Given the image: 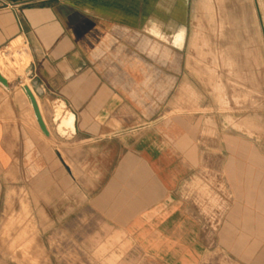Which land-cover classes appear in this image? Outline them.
Instances as JSON below:
<instances>
[{"label":"crops","instance_id":"1","mask_svg":"<svg viewBox=\"0 0 264 264\" xmlns=\"http://www.w3.org/2000/svg\"><path fill=\"white\" fill-rule=\"evenodd\" d=\"M188 15L189 0H0V218L15 178L29 185L36 175L40 198L53 175L48 227L70 260L88 264L94 244L117 243L124 264H203L225 245L236 264H264V175L246 172L261 169L244 141L233 145L242 199L232 204L251 195L242 210L252 218L207 222L186 194L205 161L199 130L170 117Z\"/></svg>","mask_w":264,"mask_h":264},{"label":"rangeland","instance_id":"2","mask_svg":"<svg viewBox=\"0 0 264 264\" xmlns=\"http://www.w3.org/2000/svg\"><path fill=\"white\" fill-rule=\"evenodd\" d=\"M181 57L170 117H187L199 130L198 140L205 151V161L191 174L199 176L188 183L187 197L192 206L201 207L207 222L252 218V211L242 210L253 205L251 195L243 196L242 208L232 204L234 197H242L236 196L230 178L231 156L234 142L244 141L249 164L262 170L246 172L264 175V0H189ZM49 145L52 142L47 141ZM52 167L47 164L48 170ZM35 176L30 175L29 185L15 178L11 187L8 210L0 218L1 262L84 264L54 251L48 227L54 214L53 175H45L46 191L40 198ZM260 184L256 198L258 208L264 209V181ZM39 220L47 221V227L39 228ZM224 246L207 253L203 264H236ZM117 250V243L94 244V259L88 264H124ZM126 264L149 262L132 259Z\"/></svg>","mask_w":264,"mask_h":264},{"label":"water","instance_id":"3","mask_svg":"<svg viewBox=\"0 0 264 264\" xmlns=\"http://www.w3.org/2000/svg\"><path fill=\"white\" fill-rule=\"evenodd\" d=\"M0 82H1L2 84H4L5 86L8 85V81H7V79L4 78V77L2 76L1 73H0ZM24 89H25V91H26V93H27V95H28V97H29V99H30V101H31V104H32V106H33V108H34V111H35L36 118H37V120H38V123H39V125H40V127H41L43 133H44L47 137H49V136H50V132H49V130H48V128H47V125H46V123H45V121H44V119H43V116H42V114H41L40 107H39V104H38V101H37L35 95L33 94L32 90L30 89L29 86H25ZM58 155H59V157H60L62 163L64 164V166L67 168L68 171H70L68 165L64 162V160L61 158V156H60L59 153H58Z\"/></svg>","mask_w":264,"mask_h":264},{"label":"bare ground","instance_id":"4","mask_svg":"<svg viewBox=\"0 0 264 264\" xmlns=\"http://www.w3.org/2000/svg\"><path fill=\"white\" fill-rule=\"evenodd\" d=\"M16 48V46L14 47V49Z\"/></svg>","mask_w":264,"mask_h":264}]
</instances>
